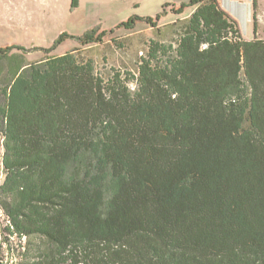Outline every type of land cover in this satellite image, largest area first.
Here are the masks:
<instances>
[{"label": "trees", "instance_id": "trees-1", "mask_svg": "<svg viewBox=\"0 0 264 264\" xmlns=\"http://www.w3.org/2000/svg\"><path fill=\"white\" fill-rule=\"evenodd\" d=\"M167 6L118 28H156ZM187 7L176 47L152 41L135 75L51 55L100 26L34 63L0 48V209L25 264H264V40L256 15L245 41L219 0Z\"/></svg>", "mask_w": 264, "mask_h": 264}, {"label": "rangeland", "instance_id": "rangeland-1", "mask_svg": "<svg viewBox=\"0 0 264 264\" xmlns=\"http://www.w3.org/2000/svg\"><path fill=\"white\" fill-rule=\"evenodd\" d=\"M71 1L0 0V48L21 46L28 52L14 50L11 54H23L27 63H34L45 59L44 50L51 48L60 34L82 37L100 26L99 32H107L103 42L83 46L77 40L68 39L51 55L62 56L77 49V57L84 61L92 59L97 71L105 78H109L113 70L135 75L150 43L158 41L176 47L179 35L194 12L192 7L185 8L181 15L172 11V7L178 9L190 0H79V6L74 9ZM219 3L236 21L245 41L253 40L256 35V15V37L264 40V0H257L255 6L254 0H220ZM166 4H169L167 14L161 16L156 28L143 21H137L133 30L118 28L134 16L155 18L162 14ZM1 159L0 149V185L5 175ZM8 224L0 209V264H25L26 260L35 257L36 252L30 250L26 253L23 248L25 240L11 237L5 229Z\"/></svg>", "mask_w": 264, "mask_h": 264}, {"label": "built area", "instance_id": "built-area-1", "mask_svg": "<svg viewBox=\"0 0 264 264\" xmlns=\"http://www.w3.org/2000/svg\"><path fill=\"white\" fill-rule=\"evenodd\" d=\"M206 47V45H203V48Z\"/></svg>", "mask_w": 264, "mask_h": 264}, {"label": "crops", "instance_id": "crops-1", "mask_svg": "<svg viewBox=\"0 0 264 264\" xmlns=\"http://www.w3.org/2000/svg\"><path fill=\"white\" fill-rule=\"evenodd\" d=\"M219 2H220V0H219ZM219 5H220V3H219ZM195 10V9H194ZM224 10V9H223Z\"/></svg>", "mask_w": 264, "mask_h": 264}]
</instances>
